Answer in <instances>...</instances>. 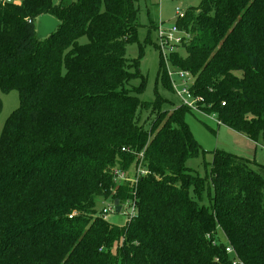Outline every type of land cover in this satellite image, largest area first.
<instances>
[{"label":"trees","instance_id":"trees-1","mask_svg":"<svg viewBox=\"0 0 264 264\" xmlns=\"http://www.w3.org/2000/svg\"><path fill=\"white\" fill-rule=\"evenodd\" d=\"M136 1L0 3V90L20 97L0 134V264H232L227 246L264 264L255 163L216 151L210 174H194L192 112L138 97L146 79L127 57L142 28ZM43 15L60 25L38 39ZM178 26L190 38L159 76L173 91L168 64L189 73L206 114L264 142V0H202ZM138 166L149 174L135 184L115 176ZM134 194L127 226L96 215L97 198L122 206Z\"/></svg>","mask_w":264,"mask_h":264},{"label":"rangeland","instance_id":"rangeland-1","mask_svg":"<svg viewBox=\"0 0 264 264\" xmlns=\"http://www.w3.org/2000/svg\"><path fill=\"white\" fill-rule=\"evenodd\" d=\"M7 0H0V3ZM23 0H11L12 3H19ZM202 0H137L136 7L139 9V21L142 24L139 40L127 46V57L138 61V69L146 79L145 91L138 97L145 102H155L158 98L163 101V110L173 111L182 106L181 99L171 90L168 84L159 76L162 65V54L158 48V26L163 23L165 29L177 26L181 14H186L190 8H198ZM181 52V51H180ZM168 69L173 72L171 65ZM141 77L131 83L138 86ZM176 85L181 88L176 76ZM2 99V112L0 114V134L2 133L7 119L20 107V97L17 91L3 93L0 90ZM143 121L147 126L151 124L155 115L150 117L149 112H141ZM150 117V120H148ZM185 121L196 142L202 147V152L196 158L187 162L194 174L200 177H207L210 174L209 164L213 160V153L224 151L250 160L255 163L253 166L256 172L264 176V142L254 143L245 136L233 131L227 126L218 125L216 116H207L203 113L192 112L185 116ZM202 202L208 205L209 190L202 193ZM108 203L101 198L96 200V215H101L107 209ZM108 222L117 226H124L125 216L120 213H109Z\"/></svg>","mask_w":264,"mask_h":264},{"label":"built area","instance_id":"built-area-1","mask_svg":"<svg viewBox=\"0 0 264 264\" xmlns=\"http://www.w3.org/2000/svg\"><path fill=\"white\" fill-rule=\"evenodd\" d=\"M7 3H12L11 0H7ZM178 15L180 16V19L184 18L185 14H181L178 10ZM158 48L162 54L163 59L165 62H169V57L171 54L178 52L179 46L183 44V41L187 38H190L189 33L181 30L179 26H173L172 28L165 29L163 26V23L158 26ZM174 76H176L181 83L179 88L176 85V80H174ZM168 77L170 79L171 86L173 88V91L176 93V95L181 99L182 106L189 109L191 112H199L203 113L207 116H212L209 114H206L204 111L205 108V102L204 99L201 96H196L193 93V85H194V79L191 77V75L187 72L181 71L179 69L175 71H170L168 69ZM222 106H225V103L222 104ZM215 116V115H214ZM218 125H221V122L218 121ZM134 177L128 178L126 173L117 170L115 172L116 178L121 181H131L134 184L139 180L140 177L147 176L149 172L145 169H142L141 166H138L134 169ZM121 212L123 216H125V224L124 227L127 226L134 218L137 216V199L136 195L134 194L133 199L127 200L122 206H121ZM109 213H115V206L110 204L108 205L107 209H104L101 212V215L105 219H107V216ZM74 215H71L70 218H73ZM226 252L230 256L232 264H246L241 258L239 257L238 253L230 246L226 247Z\"/></svg>","mask_w":264,"mask_h":264},{"label":"water","instance_id":"water-1","mask_svg":"<svg viewBox=\"0 0 264 264\" xmlns=\"http://www.w3.org/2000/svg\"><path fill=\"white\" fill-rule=\"evenodd\" d=\"M74 3V0H63V5L64 7H71ZM60 25V22L49 16V15H43L40 16L37 20V38L38 39H45L49 37L50 35L54 34L56 30L58 29ZM115 212L120 213L121 212V206H120V201L116 200L115 201Z\"/></svg>","mask_w":264,"mask_h":264},{"label":"crops","instance_id":"crops-1","mask_svg":"<svg viewBox=\"0 0 264 264\" xmlns=\"http://www.w3.org/2000/svg\"><path fill=\"white\" fill-rule=\"evenodd\" d=\"M21 2V1H20Z\"/></svg>","mask_w":264,"mask_h":264}]
</instances>
